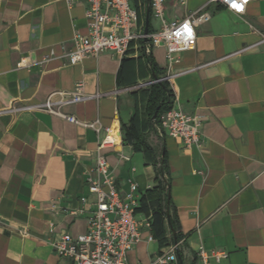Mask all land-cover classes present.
Segmentation results:
<instances>
[{"label": "crops", "instance_id": "crops-1", "mask_svg": "<svg viewBox=\"0 0 264 264\" xmlns=\"http://www.w3.org/2000/svg\"><path fill=\"white\" fill-rule=\"evenodd\" d=\"M147 2H134L144 27ZM163 6L169 20L211 13L196 26L195 46L179 49L177 61L168 60L164 46L148 55L134 41L123 57L103 51L72 63L76 33L88 32L84 1L0 0V264H71L55 243L87 229L92 202L80 197L92 200L86 178L94 175L99 139L87 123L121 126L131 159L102 150L117 182L151 162L126 131L133 120L138 130L148 122L146 98L157 79L152 62L204 120L200 146L165 138L177 242L195 252L203 246L227 252L210 264H264V0H251L243 14L211 0H163ZM149 21V28L160 25ZM79 82L84 98L60 105L76 122L38 107L53 93H68L56 100L68 97ZM143 193L138 211L145 235L156 241L134 247L130 264H150L176 243L159 192Z\"/></svg>", "mask_w": 264, "mask_h": 264}, {"label": "built area", "instance_id": "built-area-1", "mask_svg": "<svg viewBox=\"0 0 264 264\" xmlns=\"http://www.w3.org/2000/svg\"><path fill=\"white\" fill-rule=\"evenodd\" d=\"M77 1L86 4V19L88 32L76 33L75 47L69 51L70 61L78 63L88 55H98L103 51L125 56L134 41H141L142 47L149 55L155 46L167 49L169 61H177L179 49L193 48L197 40L196 26L211 18L207 11H192L181 20H169L164 16L163 0L147 2L149 19H158L159 27L149 28L139 25L138 7L133 0H68L70 5ZM217 1L222 7L236 14L246 12L251 0H211ZM233 4L238 7H233ZM166 81L172 94L171 103L158 113L155 120L166 136L177 138L183 146H200L203 138V116L187 106L177 98V89L170 76H162L151 82ZM150 83V84H151ZM83 83L77 84V91L62 99H54L55 94L61 96L68 93H53L47 101L38 105L47 111L61 115L71 122H76L73 115L64 113L62 103H74L84 98ZM106 94V93H105ZM87 126L98 134L97 154L94 175L86 178L88 194L81 195L83 203L92 202V209L87 218L86 232L78 237L64 234L55 243L56 251L71 264H130L129 252L141 243L156 241L155 235H145L144 219L141 218L138 207L140 205V189L133 176L122 182L112 176L111 165L105 148L114 149L119 158L129 161L131 154L125 151L122 129L119 124L103 126L99 119H95ZM104 133V135H102ZM136 172L134 166L130 167ZM179 243L176 242L166 250L157 253L150 264H182L179 257ZM196 264H210V259H220L227 256L223 249L200 247L196 251Z\"/></svg>", "mask_w": 264, "mask_h": 264}, {"label": "trees", "instance_id": "trees-1", "mask_svg": "<svg viewBox=\"0 0 264 264\" xmlns=\"http://www.w3.org/2000/svg\"><path fill=\"white\" fill-rule=\"evenodd\" d=\"M152 69L156 78H159L158 73H164L162 69L158 70L154 62H152ZM169 87L166 81L151 84L145 105L146 116H148L147 124L142 130H138L135 120H133L126 132L141 144L151 157V162L146 163L141 172L134 173V179L137 181L141 191L148 193L153 191L159 192V209L167 216L169 215L171 229L179 240L181 236L180 226L176 216L171 215L172 206L169 195V180L165 178L163 172L167 169L166 135L153 118L159 106L158 113L163 107L173 101ZM179 255L181 256L182 264H196L198 260L196 252L185 242L182 247H179Z\"/></svg>", "mask_w": 264, "mask_h": 264}, {"label": "water", "instance_id": "water-1", "mask_svg": "<svg viewBox=\"0 0 264 264\" xmlns=\"http://www.w3.org/2000/svg\"><path fill=\"white\" fill-rule=\"evenodd\" d=\"M150 2V0H148V3ZM149 25H150V21H149V18H147V21H146V26H145V33L147 34L150 30H149ZM160 107V106H159ZM159 107H158V109H159ZM158 109H157V111L154 113V115H153V118L156 120L157 119V116H159L158 115ZM162 168H163V166H162ZM168 221L170 222V217H169V215H168ZM174 236H175V242H177V236H176V234H175V232H174ZM179 257H180V259H181V256L179 255Z\"/></svg>", "mask_w": 264, "mask_h": 264}, {"label": "rangeland", "instance_id": "rangeland-1", "mask_svg": "<svg viewBox=\"0 0 264 264\" xmlns=\"http://www.w3.org/2000/svg\"><path fill=\"white\" fill-rule=\"evenodd\" d=\"M134 2L137 3V0H135ZM134 162H135V164H136L137 166H139V167L141 166V163L138 162L137 159H135ZM153 192H156V191H153ZM153 192H149V193H153ZM146 193H148V192H144L143 194L145 195ZM159 210H160V209H159ZM160 211H161V210H160ZM162 213H163V212H162Z\"/></svg>", "mask_w": 264, "mask_h": 264}, {"label": "snow or ice", "instance_id": "snow-or-ice-1", "mask_svg": "<svg viewBox=\"0 0 264 264\" xmlns=\"http://www.w3.org/2000/svg\"><path fill=\"white\" fill-rule=\"evenodd\" d=\"M233 7H238V5H236V4H233Z\"/></svg>", "mask_w": 264, "mask_h": 264}]
</instances>
